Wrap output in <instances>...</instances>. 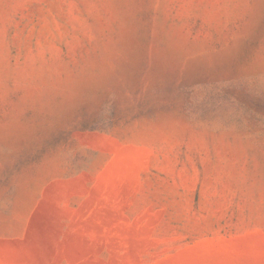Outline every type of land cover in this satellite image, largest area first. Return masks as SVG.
Instances as JSON below:
<instances>
[{"label": "rangeland", "instance_id": "rangeland-1", "mask_svg": "<svg viewBox=\"0 0 264 264\" xmlns=\"http://www.w3.org/2000/svg\"><path fill=\"white\" fill-rule=\"evenodd\" d=\"M0 264H264V0H0Z\"/></svg>", "mask_w": 264, "mask_h": 264}]
</instances>
